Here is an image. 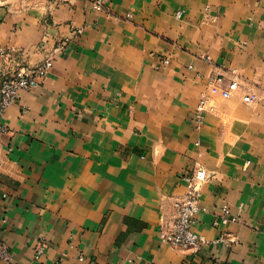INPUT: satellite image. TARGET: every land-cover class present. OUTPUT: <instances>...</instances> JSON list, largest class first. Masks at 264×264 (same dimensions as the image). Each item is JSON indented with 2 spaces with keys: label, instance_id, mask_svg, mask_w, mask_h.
Segmentation results:
<instances>
[{
  "label": "crops",
  "instance_id": "crops-1",
  "mask_svg": "<svg viewBox=\"0 0 264 264\" xmlns=\"http://www.w3.org/2000/svg\"><path fill=\"white\" fill-rule=\"evenodd\" d=\"M106 7L0 0V47L17 48L19 60L39 63L69 39L5 115L0 241L11 260L0 264H264V0ZM211 74L241 87L212 95ZM204 94L214 110L198 128ZM196 162L210 173L194 227L208 242L198 252L159 235ZM225 204L240 222H220ZM225 233L229 243L216 242Z\"/></svg>",
  "mask_w": 264,
  "mask_h": 264
},
{
  "label": "built area",
  "instance_id": "built-area-1",
  "mask_svg": "<svg viewBox=\"0 0 264 264\" xmlns=\"http://www.w3.org/2000/svg\"><path fill=\"white\" fill-rule=\"evenodd\" d=\"M97 10L106 7V0H86ZM78 35L83 32L81 28L74 31ZM69 39L61 37L57 40L53 50L41 62L33 64L27 60L18 59V49L15 47H0V52L4 57V63L0 65V152L4 148L3 136L8 132L9 127L5 122L6 112L11 104L19 99L21 90H32L40 85L41 81L47 76L54 65L55 57L61 54L67 46ZM23 59V58H22ZM169 62V60H166ZM241 87L237 77H228L225 74H211L209 77V92L212 95H219L222 98H231ZM243 100L252 103L256 96L252 93L243 95ZM211 98L208 94L200 97L196 113L195 124L201 128L204 123V116L209 110H214V105L210 104ZM11 152L12 147L7 148ZM186 190L183 194L176 197V212L172 218L165 221L159 232L160 237L170 243L173 247L183 250H193L198 252L201 247L208 242L203 234L197 233L194 229L198 215L201 210V186L210 178V173L206 167L196 162L193 168L184 176ZM228 221L240 222L241 216L235 213L231 206L225 204L220 213V222ZM218 224L219 221H215ZM231 234H222L216 242L229 243ZM45 250V244L39 243L36 246L34 257L39 259ZM84 259L83 255L80 257ZM0 259L11 260V253L8 245L0 241ZM89 264H93L92 262Z\"/></svg>",
  "mask_w": 264,
  "mask_h": 264
}]
</instances>
